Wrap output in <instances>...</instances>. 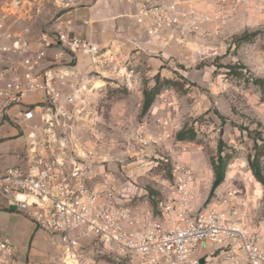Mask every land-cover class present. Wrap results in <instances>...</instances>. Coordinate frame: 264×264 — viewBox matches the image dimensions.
Listing matches in <instances>:
<instances>
[{
  "label": "built area",
  "instance_id": "obj_1",
  "mask_svg": "<svg viewBox=\"0 0 264 264\" xmlns=\"http://www.w3.org/2000/svg\"><path fill=\"white\" fill-rule=\"evenodd\" d=\"M210 1L236 10L251 0ZM259 3L263 13L264 0ZM49 4L57 10L50 31L33 41L29 29L19 27L37 21ZM74 4L0 0V128L14 124L24 138L17 163L0 171V200L51 237L62 264H264V220L250 224V206L255 211L261 203L262 215L264 200L263 185L254 177L250 193L228 189L225 209H194L193 174L180 162L172 166L173 182L162 181L172 195L134 191L145 156L122 162L121 171L105 168V156L98 155L105 152V108L97 90L105 87L111 48L76 33ZM177 6L142 5L135 23L156 39L163 25L179 24ZM118 76L128 91L144 88L143 73L134 67ZM97 79L104 80L100 86ZM170 138L150 136L145 123L137 133L147 150ZM204 242L216 249L205 253ZM14 252L13 243L0 237L3 258L12 259Z\"/></svg>",
  "mask_w": 264,
  "mask_h": 264
},
{
  "label": "rangeland",
  "instance_id": "obj_2",
  "mask_svg": "<svg viewBox=\"0 0 264 264\" xmlns=\"http://www.w3.org/2000/svg\"><path fill=\"white\" fill-rule=\"evenodd\" d=\"M139 1L154 9L177 2L179 24L163 25L156 39L141 28V43L126 58L120 60L118 55L114 59L111 54L105 59V87L97 90L105 108L101 144L105 152L98 155L105 156V168L115 172L121 171L122 162L145 156L140 160L141 176L134 191L157 195H162L160 191L173 194L162 181L173 182L172 166L180 162L193 174L189 184L192 208L225 209L229 188L250 193L249 177L264 188V12L260 0L236 10L221 8L210 0ZM121 44L119 41L117 48ZM136 52L141 55L133 58ZM131 67L143 73L140 93L128 91L118 76L120 70ZM103 81L97 79L96 84ZM146 99L152 100L147 111ZM144 123L150 136L160 138L167 133L171 138L147 150L137 140ZM8 127L17 128L14 124ZM22 143L24 138L15 134L0 144L1 167L13 163L8 153ZM219 163L224 166L225 179L213 190L215 169L222 167ZM250 208L254 226L261 216L264 220V200L262 215L261 203L255 211ZM215 249L210 242L202 244L205 253ZM13 260H5L0 253V264H12Z\"/></svg>",
  "mask_w": 264,
  "mask_h": 264
},
{
  "label": "crops",
  "instance_id": "obj_3",
  "mask_svg": "<svg viewBox=\"0 0 264 264\" xmlns=\"http://www.w3.org/2000/svg\"><path fill=\"white\" fill-rule=\"evenodd\" d=\"M141 8L139 0H75L71 12L75 18L76 33L90 39L104 49H110L114 59L125 56L135 49L141 42V28L135 23V15ZM52 5H47L44 14L35 22L20 26L21 30L28 28V38L38 41L43 33L50 31V21L56 13ZM89 20L90 25L85 27L82 22ZM123 35L125 38L120 37ZM122 43L120 49L117 43ZM140 42V43H139ZM134 52V51H133ZM141 52L133 53V58ZM83 64L85 59L79 56ZM6 129L13 132L9 134ZM16 131L8 126L0 128V144L7 142ZM23 143L8 155L13 163L0 165V171L17 163L16 154L21 150ZM3 156V153L0 154ZM1 162V161H0ZM0 237L9 239L14 247L12 264H62L60 249L51 237L23 213L6 208L4 200H0Z\"/></svg>",
  "mask_w": 264,
  "mask_h": 264
},
{
  "label": "trees",
  "instance_id": "obj_4",
  "mask_svg": "<svg viewBox=\"0 0 264 264\" xmlns=\"http://www.w3.org/2000/svg\"><path fill=\"white\" fill-rule=\"evenodd\" d=\"M151 99H146L145 101V105H144V110L147 111L150 106H151ZM180 139L181 140H184L185 139V135H180ZM219 160L222 161V157H219ZM219 166H222L221 163H219ZM258 178L260 181H262V177H260L258 175ZM224 179H225V173H224V166L222 167H216L215 169V181L213 183V190L218 188L223 182H224Z\"/></svg>",
  "mask_w": 264,
  "mask_h": 264
},
{
  "label": "water",
  "instance_id": "obj_5",
  "mask_svg": "<svg viewBox=\"0 0 264 264\" xmlns=\"http://www.w3.org/2000/svg\"><path fill=\"white\" fill-rule=\"evenodd\" d=\"M204 263V260H201V264H203Z\"/></svg>",
  "mask_w": 264,
  "mask_h": 264
},
{
  "label": "bare ground",
  "instance_id": "obj_6",
  "mask_svg": "<svg viewBox=\"0 0 264 264\" xmlns=\"http://www.w3.org/2000/svg\"><path fill=\"white\" fill-rule=\"evenodd\" d=\"M99 87V86H98Z\"/></svg>",
  "mask_w": 264,
  "mask_h": 264
}]
</instances>
